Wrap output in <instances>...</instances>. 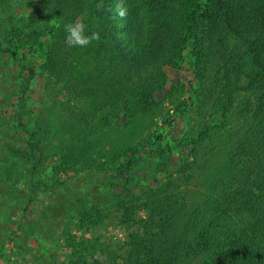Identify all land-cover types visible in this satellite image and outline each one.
<instances>
[{"label":"trees","instance_id":"trees-1","mask_svg":"<svg viewBox=\"0 0 264 264\" xmlns=\"http://www.w3.org/2000/svg\"><path fill=\"white\" fill-rule=\"evenodd\" d=\"M119 2L0 0V77L20 85L12 94L0 84V257L6 256L7 242L18 244L28 233L26 252L15 257L22 264H58V257L68 264H264V65H247L232 47L235 7L227 0H195V7L165 28L146 58L130 15L121 19L115 13ZM253 9L264 26V0H253ZM77 20L87 25L86 34L99 32L100 41L67 47L63 26ZM189 40L208 42L209 56L224 69L218 88L207 80L202 92L195 89L179 115L156 125L147 143L126 149L123 161L97 163L87 177L40 183L46 129L32 127L24 117L38 68L49 88L62 81L68 93L89 100L92 112L106 110L104 124L127 127L158 105L156 93L166 81L163 66L177 67ZM199 58L194 54L195 68ZM147 59L153 70L138 74L136 65ZM238 91L249 95L239 108L242 123L226 144L203 147L210 134L222 130L229 107L223 98L231 101ZM5 97L14 99L4 118ZM207 100L213 110L208 116L167 139L179 117L201 112ZM144 158L152 159L150 167L142 166ZM16 202L21 213L6 220ZM38 206L41 220L33 213ZM105 210L111 220L121 221L119 237L94 233ZM32 219L41 226H33ZM65 222L82 235L72 234ZM68 240L66 258L58 254Z\"/></svg>","mask_w":264,"mask_h":264},{"label":"rangeland","instance_id":"rangeland-1","mask_svg":"<svg viewBox=\"0 0 264 264\" xmlns=\"http://www.w3.org/2000/svg\"><path fill=\"white\" fill-rule=\"evenodd\" d=\"M36 1L38 0H21V3L23 5L34 4ZM227 1L235 7L234 20L231 25L232 47L235 51L244 54L247 65H264V26L260 25L255 18L253 0ZM125 5H127L128 15L132 20L131 31L134 35L141 37V44L144 45L143 50L147 58L150 57L151 45H156L164 38L163 31L165 28L170 24L174 25L177 19L185 16L186 12L195 7V0H126ZM87 7L89 8L88 4ZM85 10L88 11L89 9ZM101 29H104V25L101 26ZM157 31H160V35ZM207 48L208 42L200 44L189 40L179 65L175 68L163 66L166 81L160 91L156 93L158 105L151 112L135 117L127 127L104 124L101 118L106 110L104 112H92L89 100L84 102V99L77 93H68L63 88L62 81L52 84L49 88L47 75L41 68H38L37 75L27 93L24 117L27 118L32 127L46 129V143L43 147L44 164L41 167L40 183L46 185L54 180L62 181L72 176L87 177L89 171L97 163L114 165L117 161H123L122 154L126 149L140 143H147L150 141L152 130L156 125L162 124L164 119L170 118L174 114L179 115V108L189 101L195 89L202 92L204 89L201 88L207 80L208 83L218 88L222 82L220 77L224 69L217 64L216 58L209 56ZM194 54H198L200 57L196 68L193 65ZM149 60L147 59L148 62L145 65H136L138 74L144 75L153 70L154 63ZM197 69L200 72H196ZM213 79L216 81L215 85ZM0 84L3 90L8 93L14 94L20 90L19 81L13 79L5 81L4 77H0ZM247 96L249 95L243 91H238L231 101L223 98V102H227L229 107L226 112V119L223 120L224 125L220 127L222 130L210 134L203 147L226 144L231 139L233 131L243 121L244 116H241L239 108L241 101L247 99ZM12 99L14 98L5 97L8 106H5L4 110L7 113L3 114L4 118L11 113L9 105L13 103ZM207 101L208 103L205 107L203 106L201 112L190 111L187 118L179 117L175 122L174 132L167 136V139H174L175 134L181 135L201 115L206 114L208 116L213 110L210 104L211 100ZM10 119L11 121L14 120V118ZM213 119L220 121V115L215 114ZM169 129V126H166V133H169ZM202 152L203 148L199 154L202 155ZM151 162L152 159L144 158L141 164L150 167L148 165ZM74 187L76 185H72L68 189H74ZM16 204L5 212L6 220L13 219L21 213L22 205L19 202ZM34 208L36 211L33 213L36 212L38 219L41 220L43 209L40 206ZM107 213L105 210L100 214L99 223L94 233L98 236L114 234L119 237V232L123 231L119 224L121 221L111 220ZM32 220L33 226H41L42 222L38 223L34 219ZM64 220H66L65 217ZM66 222L65 227L72 234H76V237L82 235L80 231L75 229L73 223L66 224ZM24 227L22 226V231H24ZM58 231L60 234V230ZM21 235L18 244L6 243L8 250L5 257H0V264H22L15 257L26 252L29 235L28 233ZM60 241L62 243V236L59 238ZM68 242H63V244L65 243L64 248L59 249L58 255H65L67 258L72 245L69 240ZM84 248L86 253L90 251L87 247ZM58 260V264H68L65 258L58 257Z\"/></svg>","mask_w":264,"mask_h":264},{"label":"clouds","instance_id":"clouds-1","mask_svg":"<svg viewBox=\"0 0 264 264\" xmlns=\"http://www.w3.org/2000/svg\"><path fill=\"white\" fill-rule=\"evenodd\" d=\"M103 4H97V8H102ZM116 15L123 19L127 16L128 9L124 5L123 0H120L119 3L115 6ZM65 35V44L69 48L80 47L86 48L92 42H99L101 39L99 32H91V34H86L87 25L81 21L77 20L71 23H67L63 26Z\"/></svg>","mask_w":264,"mask_h":264}]
</instances>
